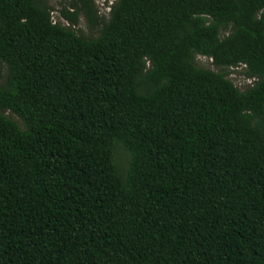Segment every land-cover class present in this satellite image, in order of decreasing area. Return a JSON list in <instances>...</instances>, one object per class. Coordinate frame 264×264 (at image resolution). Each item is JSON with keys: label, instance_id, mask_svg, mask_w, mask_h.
<instances>
[{"label": "trees", "instance_id": "16d2710c", "mask_svg": "<svg viewBox=\"0 0 264 264\" xmlns=\"http://www.w3.org/2000/svg\"><path fill=\"white\" fill-rule=\"evenodd\" d=\"M102 2L0 0V264H264V0Z\"/></svg>", "mask_w": 264, "mask_h": 264}, {"label": "rangeland", "instance_id": "374dc122", "mask_svg": "<svg viewBox=\"0 0 264 264\" xmlns=\"http://www.w3.org/2000/svg\"><path fill=\"white\" fill-rule=\"evenodd\" d=\"M49 2L54 7V10L52 11V15H53L54 19H56L59 15L60 7H62V5H64V4H66L67 0H49ZM95 3L97 5L99 15L104 16L106 18L109 8L102 2V0H95ZM78 26L82 29V31L85 35L93 36V35H96L98 33V28L87 27L86 20L83 16L80 17ZM196 61H197V64L200 66L210 67V68L215 69V67L212 64H210L211 59L207 58L206 56L197 55ZM228 77L233 81V83H235L237 86H239L241 88L244 87L245 84L247 83L246 77L242 76V74H241V67L240 66H239V68H236L235 70L231 71L228 74ZM5 114L10 116L12 119L17 121L18 123L22 124L19 117L16 114L12 113L11 111L7 110V111H5ZM116 159L122 165V167L127 166L126 153L123 149L118 148V153L116 155Z\"/></svg>", "mask_w": 264, "mask_h": 264}, {"label": "built area", "instance_id": "2783aa9c", "mask_svg": "<svg viewBox=\"0 0 264 264\" xmlns=\"http://www.w3.org/2000/svg\"><path fill=\"white\" fill-rule=\"evenodd\" d=\"M236 68H239V66H232V67H230V72L233 71V70H235ZM242 76H244V75L242 74ZM253 79L254 78H248V77H246L247 83H251L253 81Z\"/></svg>", "mask_w": 264, "mask_h": 264}]
</instances>
